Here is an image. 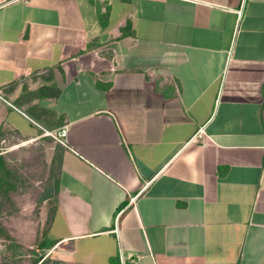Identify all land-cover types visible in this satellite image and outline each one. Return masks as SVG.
Returning <instances> with one entry per match:
<instances>
[{
  "label": "crops",
  "instance_id": "1",
  "mask_svg": "<svg viewBox=\"0 0 264 264\" xmlns=\"http://www.w3.org/2000/svg\"><path fill=\"white\" fill-rule=\"evenodd\" d=\"M0 93V144L67 129L0 264H264V0H0Z\"/></svg>",
  "mask_w": 264,
  "mask_h": 264
},
{
  "label": "rangeland",
  "instance_id": "2",
  "mask_svg": "<svg viewBox=\"0 0 264 264\" xmlns=\"http://www.w3.org/2000/svg\"><path fill=\"white\" fill-rule=\"evenodd\" d=\"M63 141V140H62ZM19 140L11 139L0 144V153L6 156L7 168L16 175L17 191L11 193V200L0 202V228L2 223L13 213L20 211V207H40L42 198L54 191L56 177L51 154L55 146L61 143L56 133L48 134V138L21 145ZM53 173V174H52ZM33 210H26L30 216ZM38 214V213H36Z\"/></svg>",
  "mask_w": 264,
  "mask_h": 264
},
{
  "label": "trees",
  "instance_id": "3",
  "mask_svg": "<svg viewBox=\"0 0 264 264\" xmlns=\"http://www.w3.org/2000/svg\"><path fill=\"white\" fill-rule=\"evenodd\" d=\"M46 95H47L46 89H42L39 91L40 97H44ZM56 95H58V91H56ZM52 164L54 166L53 173L56 177L55 179L57 180V176H58L60 169H61V164L59 162V164L57 165V159H56V161L54 159ZM17 188H18V186H17V182H16V175L13 174V171H11L10 169L7 168L6 156L1 155L0 156V202L3 199L11 200V193H15V191H17ZM49 195H53V192H50L47 195H45L42 198V200H46L47 198H49ZM8 214L10 216H12L11 214H13V213H8ZM51 223H52V217H50L46 222L45 228L42 232L43 238H46V236L48 234V230L51 226ZM0 237L7 240L10 244L15 243L14 238H12L4 228H0ZM44 243L45 242L42 241V243H40L38 245L40 247V249L50 248L48 245H45ZM54 244H55V242H51L50 246H53ZM40 259L41 258L37 259L33 264H38L40 262ZM42 264H47V262L44 261Z\"/></svg>",
  "mask_w": 264,
  "mask_h": 264
},
{
  "label": "built area",
  "instance_id": "4",
  "mask_svg": "<svg viewBox=\"0 0 264 264\" xmlns=\"http://www.w3.org/2000/svg\"><path fill=\"white\" fill-rule=\"evenodd\" d=\"M95 1H99V2H111V1H113V0H95ZM1 96H2V94L0 93V98H1ZM8 104H10V103H8ZM10 105H11V104H10ZM55 133L57 134V137H58L59 141H60L61 143H64V139H65V137H66V135H67V129H66V128H63V129H61V130H59V131H57V132H55ZM50 135H51V133H50ZM197 137L201 138V132L198 133ZM197 137H196V138H197ZM62 140H63V141H62Z\"/></svg>",
  "mask_w": 264,
  "mask_h": 264
}]
</instances>
